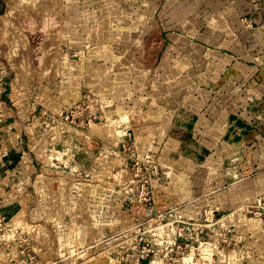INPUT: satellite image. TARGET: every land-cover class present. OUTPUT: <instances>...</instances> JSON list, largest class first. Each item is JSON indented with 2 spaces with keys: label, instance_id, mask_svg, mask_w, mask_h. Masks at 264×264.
Wrapping results in <instances>:
<instances>
[{
  "label": "rangeland",
  "instance_id": "374dc122",
  "mask_svg": "<svg viewBox=\"0 0 264 264\" xmlns=\"http://www.w3.org/2000/svg\"><path fill=\"white\" fill-rule=\"evenodd\" d=\"M204 2L0 0L6 20L0 43V249L28 239L48 262L71 240L80 245L101 233V228L93 233L90 215L76 209L79 178L70 171L88 170L94 162L99 174L118 172L110 182L137 186L140 177L130 179L126 171L138 164L148 175L151 216L169 209L166 218L191 220L204 230L193 249L180 244L176 252L183 259L175 264H264V168L258 170L249 163L251 154L243 153L240 180L223 185L225 106L229 102L238 114L241 104L232 102L243 90L221 80L220 68L213 70L210 56L192 44L226 26ZM158 30L178 45L180 37L187 43L177 46L164 38L159 46ZM214 75V83L206 81ZM93 115L91 132L102 144L110 143L114 154L99 148L88 163L77 162L82 152L64 163L60 142L72 144ZM261 124L263 134V117ZM119 139H129L125 148ZM260 153L257 157L264 156ZM124 157L131 161L126 166ZM27 192L31 200L25 204ZM109 215L103 211L98 217ZM63 218L69 223L68 242L57 224ZM172 233L171 227L161 229ZM151 243L160 246L158 240ZM163 254L158 249L153 264H164Z\"/></svg>",
  "mask_w": 264,
  "mask_h": 264
},
{
  "label": "built area",
  "instance_id": "2783aa9c",
  "mask_svg": "<svg viewBox=\"0 0 264 264\" xmlns=\"http://www.w3.org/2000/svg\"><path fill=\"white\" fill-rule=\"evenodd\" d=\"M95 121L97 117L90 116L86 122L87 127ZM85 126H82L80 130ZM128 140L119 139L118 145L125 148ZM111 147L110 143L99 145L107 156L114 154ZM123 160L126 166L130 158L124 157ZM55 163H57L56 160ZM137 165H132V169L128 168L126 171L130 179L140 177L137 186H135L136 183L131 184L132 181L122 185L110 182L118 172L111 171L107 176L99 174V168L94 162L89 165L88 170L70 171L72 175L79 178L76 182L78 185L76 209L81 211L82 215L87 217L90 215L89 221L90 226L94 227L93 233L99 228L101 233L96 231L93 235H88L80 240L82 241L80 245L77 241L71 240L70 245L60 256H54L55 258L48 262L42 260L36 248L30 246L28 239L18 238L10 242L9 246L3 244V248L0 249V264H153L157 250L161 248L164 249L161 257L164 264H175L178 260H182L183 257L179 258L176 252L181 248L180 244H183L184 248L190 245V249H193L194 243L203 238L204 230L196 228V224L191 220L181 217L171 220V215L166 218V211L169 209L152 217L151 210L148 208L149 183L145 180L148 175L143 174L142 169L139 170ZM135 166H137L136 170H134ZM100 179H108L109 182H102ZM27 193L23 194L24 200H29L25 204L31 200V192ZM103 211L109 212L110 215L101 219L98 216ZM57 224L66 232L63 238L65 237L64 240L68 242L69 223L63 218L57 221ZM164 227H171L174 234L170 236L161 234V229ZM50 236L53 237L51 233ZM154 239L158 240L160 246L151 243ZM169 241L172 245H166Z\"/></svg>",
  "mask_w": 264,
  "mask_h": 264
},
{
  "label": "crops",
  "instance_id": "0c3cea01",
  "mask_svg": "<svg viewBox=\"0 0 264 264\" xmlns=\"http://www.w3.org/2000/svg\"><path fill=\"white\" fill-rule=\"evenodd\" d=\"M204 3L211 13L215 16L220 15V18L226 21L227 27L222 24L218 27L217 36L214 33H206L207 36H198L199 38H196L195 43L192 44L200 47L206 55L210 56L208 65L213 70H216V67L220 68L221 80L226 79L225 83L240 84V90L241 88L243 90L240 96L243 97L235 98L232 105L234 106V101L238 100L239 105L245 103L246 106L240 105L238 114L228 108L229 102L225 106L226 114L221 127L223 132L221 148L222 150L224 146L227 148V155L223 154L221 159V171L223 185H230L240 180L242 175L240 157H243V153L251 154L249 161L251 165L252 163L253 166L258 165V170L264 168L262 165L264 156L257 157L264 150L262 148L264 143L261 142H264V133L260 134L259 128L262 125L261 118H264V0H205ZM210 24L213 28L212 21ZM248 28L255 30L251 34ZM157 32L160 34L159 30ZM164 38L171 40L172 44L177 46L187 43L185 38L180 37L178 45L174 42L176 38L170 39L164 34L156 37L155 43L164 47ZM225 71L226 73H223ZM230 72L231 74L228 75ZM214 78L215 75L205 79L207 82L214 83ZM4 99H8L6 94L2 97V102ZM75 135L76 138L72 144L68 140L60 142L61 147L64 148L61 153L64 163L74 162V155L77 152H82L86 158L90 157L102 143L99 136L91 132L90 126L79 130ZM20 145L25 147L23 142H20ZM245 146H248L247 150L250 148V151L240 150ZM31 164L35 171V166L38 164L33 160Z\"/></svg>",
  "mask_w": 264,
  "mask_h": 264
},
{
  "label": "bare ground",
  "instance_id": "6f19581e",
  "mask_svg": "<svg viewBox=\"0 0 264 264\" xmlns=\"http://www.w3.org/2000/svg\"><path fill=\"white\" fill-rule=\"evenodd\" d=\"M11 8V7H10ZM14 8V7H13ZM9 10V9H8ZM10 12V11H9ZM7 18V17H6ZM6 21V20H5ZM5 21H4V16H0V34H1V36H0V43L2 42L3 43V37L5 36V35H3L2 34V32H3V30L5 29V27H2L3 26V24L5 23ZM4 28V29H3ZM7 32V31H6ZM6 34V33H5ZM2 35H3V37H2ZM16 39V38H15ZM4 40H5V38H4ZM6 40H7V38H6ZM9 40V39H8ZM9 41H11V40H9ZM14 40L12 39V42H13ZM8 42V41H7ZM5 43V42H4ZM6 44V43H5ZM2 45L3 44H1L0 46H1V48H2ZM6 45H9V44H6ZM18 45V44H17ZM10 46V45H9ZM6 47V46H5ZM4 55H7V54H3V57H4ZM29 64V63H28ZM23 66V65H22ZM27 66H25V68H26ZM29 67V66H28ZM28 67H27V69H28ZM22 68V67H21ZM30 69V68H29ZM21 70V69H20ZM23 71V70H22ZM26 72V71H25ZM25 72H24V74H25ZM21 74V72L19 73V75ZM27 74V73H26ZM25 76V78H26V76L27 75H24ZM30 76V75H29ZM18 77V76H17ZM23 77V76H22ZM20 78V77H19ZM24 78V77H23ZM20 80V79H19ZM28 80H30L29 78H28V76H27V80L26 81H28ZM25 81V80H24ZM20 82V81H19ZM14 95V94H13ZM17 101V100H16ZM18 106V105H17ZM25 154V153H24Z\"/></svg>",
  "mask_w": 264,
  "mask_h": 264
},
{
  "label": "trees",
  "instance_id": "16d2710c",
  "mask_svg": "<svg viewBox=\"0 0 264 264\" xmlns=\"http://www.w3.org/2000/svg\"><path fill=\"white\" fill-rule=\"evenodd\" d=\"M4 102H9V100L8 99H4ZM76 160H77V162H79V163H88L89 161L87 160V158H85V156H83V155H81V154H77L76 155Z\"/></svg>",
  "mask_w": 264,
  "mask_h": 264
}]
</instances>
